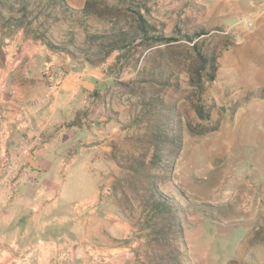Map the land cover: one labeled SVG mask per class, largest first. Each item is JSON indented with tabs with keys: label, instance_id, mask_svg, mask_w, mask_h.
<instances>
[{
	"label": "rangeland",
	"instance_id": "374dc122",
	"mask_svg": "<svg viewBox=\"0 0 264 264\" xmlns=\"http://www.w3.org/2000/svg\"><path fill=\"white\" fill-rule=\"evenodd\" d=\"M107 1L110 8L117 3ZM126 5L141 9L159 34L178 41L158 45L141 57L137 54L132 60H139L136 65L116 66L117 51L96 67L84 63L83 56L75 62L62 61L64 70L73 65L77 76L89 78L94 85L92 110L80 119L90 120L93 126L100 124L98 113L108 118L104 128L109 137L97 143L102 150L92 149L85 157L92 174L84 180L92 178L106 186L108 213L130 221L137 229L126 237L106 232L93 238V264H157L158 252L166 251L163 245L150 244L139 227L140 201L131 200L139 204L133 215L126 204L133 195L130 167H137L140 161L148 164L152 151L147 150L146 137L162 111L172 113L182 135L178 157L160 172L158 180L160 190L175 196L180 206L183 236L172 248L179 252L182 264H264L263 20L252 21L248 14L238 13L231 20L238 21L236 25L202 26L197 22L201 15L196 13L195 0H126ZM5 6L0 3L3 14L9 10ZM145 6L150 14L145 13ZM89 23L94 28L107 27L95 18ZM200 29L207 32L200 38L205 47L217 55L215 80L202 94L190 83L187 70L195 53L189 37ZM10 33L0 19V69L5 68V55L9 54L5 40ZM24 52L22 45L14 48L17 55ZM166 81L164 86L158 83ZM151 86L164 101L155 110L151 103L146 104L151 101ZM199 99L209 117L197 113ZM2 122L0 106V133ZM0 144L8 151L14 148L10 138ZM27 158L34 164L31 156ZM7 159L15 161L3 156L5 167H9ZM137 176L146 183L142 175ZM118 206L132 215L131 220ZM105 247L119 251L110 254Z\"/></svg>",
	"mask_w": 264,
	"mask_h": 264
},
{
	"label": "crops",
	"instance_id": "0c3cea01",
	"mask_svg": "<svg viewBox=\"0 0 264 264\" xmlns=\"http://www.w3.org/2000/svg\"><path fill=\"white\" fill-rule=\"evenodd\" d=\"M65 1L81 9L87 0ZM195 4L202 26L236 25L239 22L231 20L238 13L264 24V0H195ZM11 16L18 24L11 19L14 31L5 40L9 54L0 69V141L10 138L14 148L8 151L0 144V264H93V238L106 232L126 237L137 230L130 221L108 213L106 186L92 178L84 180L92 174L85 157L92 149L102 150L97 143L109 137L104 128L108 118L98 113L100 124L81 120L82 128L76 125V116L83 118L93 105V90L79 81L92 80L77 76L73 65L64 70L63 60L76 59L34 37L39 22L46 19L53 25L45 14L39 20L33 16L25 20L13 9L4 13L5 20ZM53 28L58 32L52 36L62 40L60 27ZM20 45L25 52L17 55L14 48ZM3 156L15 161L5 167ZM104 249L110 254L119 251Z\"/></svg>",
	"mask_w": 264,
	"mask_h": 264
},
{
	"label": "trees",
	"instance_id": "16d2710c",
	"mask_svg": "<svg viewBox=\"0 0 264 264\" xmlns=\"http://www.w3.org/2000/svg\"><path fill=\"white\" fill-rule=\"evenodd\" d=\"M0 3L2 6L6 5L5 8L20 13L21 19L25 20L29 16L39 20L40 16L45 14L53 25L49 26L46 19L39 22L34 37L45 41L51 50L68 54L76 60L83 56L84 63L94 67L102 64L115 51L119 53L116 66L136 65L139 60L136 59L135 62L132 60L137 54L141 57L158 45L178 41L176 38L159 34L157 27L147 20L141 9H132L130 5H126V0H117L116 5L111 8L107 0H87L81 9L71 8L65 0H0ZM144 11L150 14L151 9L145 6ZM4 18L0 9V19L7 24L3 25L13 32L11 19L15 21L14 25L18 24L17 20L13 16L8 20ZM93 18L105 22L107 27L94 28L89 23ZM54 24L60 27L58 30L63 36L60 41L51 37L55 32ZM206 33L204 29H200L189 37L193 43L192 50L195 52L187 69L189 81L200 94L205 91L208 83L215 80L217 71V55L205 47V40L200 39ZM80 36L83 37L81 42L78 41ZM158 83L162 86L168 84L167 81ZM150 103L151 110L164 106V101L155 88L151 91V101H146L147 105ZM195 109L200 116L209 117L210 113L205 112V105L200 99ZM157 114L159 117L151 123V134L146 137L147 150L152 151L150 160L148 164L140 161L137 167H130L134 172L131 179L133 195L127 197L126 204L133 215L139 204L131 200L140 201L139 227L141 226L140 228L147 233L150 244L165 246V253L158 252L157 264H182L179 252L172 248L183 236L180 206L175 196L160 190L158 185L160 172L163 173L181 151L182 135L176 129L178 126L174 123L172 113L166 114L162 111ZM137 175H142L146 183L142 184ZM167 187L170 190L171 185L168 183ZM118 208L130 219L129 216L132 215H128L124 207Z\"/></svg>",
	"mask_w": 264,
	"mask_h": 264
},
{
	"label": "water",
	"instance_id": "95a60500",
	"mask_svg": "<svg viewBox=\"0 0 264 264\" xmlns=\"http://www.w3.org/2000/svg\"><path fill=\"white\" fill-rule=\"evenodd\" d=\"M68 68V66H66ZM82 85L86 86L89 89H92L94 87V85L90 82H86V81H79ZM75 123L78 127H82V121L80 119V114H78L75 118Z\"/></svg>",
	"mask_w": 264,
	"mask_h": 264
},
{
	"label": "built area",
	"instance_id": "2783aa9c",
	"mask_svg": "<svg viewBox=\"0 0 264 264\" xmlns=\"http://www.w3.org/2000/svg\"><path fill=\"white\" fill-rule=\"evenodd\" d=\"M248 25H249V26H252L253 24H252V23H249ZM7 160H8V163H7L8 166H10V165L13 164L9 159H7Z\"/></svg>",
	"mask_w": 264,
	"mask_h": 264
}]
</instances>
